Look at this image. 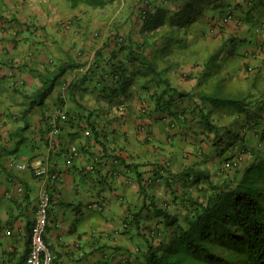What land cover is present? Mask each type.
I'll use <instances>...</instances> for the list:
<instances>
[{"label":"crops","instance_id":"obj_1","mask_svg":"<svg viewBox=\"0 0 264 264\" xmlns=\"http://www.w3.org/2000/svg\"><path fill=\"white\" fill-rule=\"evenodd\" d=\"M144 5L151 13L170 6L165 0H0V264H27L44 191L51 195L44 237L53 264H137L160 244L149 231L159 228L165 238L171 228L162 219L204 200L209 181L226 176L224 161L240 157L243 171L264 157V6L253 12L254 21L230 20L222 32L206 34L215 40L180 33L166 47L146 32L147 59L185 94L154 110L141 90L139 63L128 65L131 80L123 85L108 75L125 58L120 47L138 40ZM203 38L213 45L202 54ZM54 76L40 100L43 78ZM145 106L150 112L141 115ZM41 167L57 179L36 176Z\"/></svg>","mask_w":264,"mask_h":264},{"label":"trees","instance_id":"obj_2","mask_svg":"<svg viewBox=\"0 0 264 264\" xmlns=\"http://www.w3.org/2000/svg\"><path fill=\"white\" fill-rule=\"evenodd\" d=\"M165 3L173 8L159 7L155 13H151L147 5L139 8L142 29L138 37L143 40H131L121 46L119 53L125 50V58L112 63L108 72L112 78L122 79L123 85L131 80H126L128 65L139 63L144 70L139 72L143 76L141 90L149 94L154 110L166 109L176 97L185 94L163 78L156 62L147 59L145 49L150 43L145 38L146 32L154 31L155 36L165 40L164 46L172 47L175 45L172 40H178L180 33L206 36L208 32H222L230 20L240 24L254 21L253 12L264 6V0H165ZM116 41L123 44L124 39L117 36ZM219 56L216 51L211 60L214 62ZM117 57L115 54L114 58ZM55 78H43L37 92L40 100L50 92ZM204 98L212 102L221 100L215 96ZM224 102L238 103L233 99H224ZM149 110L145 106L140 114L145 115ZM241 164L242 159L236 156L224 161L222 172H227L224 179L213 184L209 181L208 196L202 201H190L181 220L173 217L174 220L166 224L171 228L168 235L175 245L171 252L160 255L154 247H149L137 264H264V157L244 171ZM149 232L151 236L161 234L159 228ZM221 250L227 254L222 256Z\"/></svg>","mask_w":264,"mask_h":264},{"label":"built area","instance_id":"obj_3","mask_svg":"<svg viewBox=\"0 0 264 264\" xmlns=\"http://www.w3.org/2000/svg\"><path fill=\"white\" fill-rule=\"evenodd\" d=\"M118 111L121 115H124L125 107L123 105H120L118 107ZM72 151L73 153H76V148H72ZM15 166L20 170L26 169V166L24 164H16ZM34 174L40 177L49 176L53 180L57 179L56 175L49 174L46 167L35 169ZM50 205V193L48 191L42 192L38 200L34 223L30 234V244L28 255L26 258L27 264H53V253L47 246L44 239Z\"/></svg>","mask_w":264,"mask_h":264},{"label":"rangeland","instance_id":"obj_4","mask_svg":"<svg viewBox=\"0 0 264 264\" xmlns=\"http://www.w3.org/2000/svg\"><path fill=\"white\" fill-rule=\"evenodd\" d=\"M140 23H141V21H140ZM135 37L137 38V39H139V37H138V35H137V33L135 34ZM207 38H213L214 40H215V38H216V36H214L213 34H208L207 36H206ZM203 41H202V44L200 45V48H202V51L200 52V53H204L205 51H207L208 52V49H210V47L213 45V42H211V41H209V40H206V39H202ZM199 45V44H198ZM204 45H207L208 47L207 48H203V46ZM230 109H231V107H230ZM203 128H204V126H202ZM205 129H206V127H205ZM243 171H244V169H243ZM135 176V175H134ZM185 214V213H184ZM184 214L181 212V213H179L178 215H177V218L178 219H180L181 220V217H183L184 216ZM187 214V213H186ZM186 216V215H185ZM171 220H174V219H171V217H170V219H162V224L164 223L165 225L167 224V223H169V222H171ZM149 238H152V239H154L156 242H158V243H160L159 245H157V246H155L154 248H155V250H156V252L158 253V254H160V255H167L168 254V252H171L172 251V249L175 247V245H174V242L172 241V239L170 238V236L167 234L166 235V237L165 238H161L160 237V234H154L153 236H148ZM220 253H221V255L222 256H224V255H226L227 253H226V251H223V250H221L220 251ZM146 254V253H145ZM140 255H143L142 253L140 254ZM144 257V256H143Z\"/></svg>","mask_w":264,"mask_h":264}]
</instances>
